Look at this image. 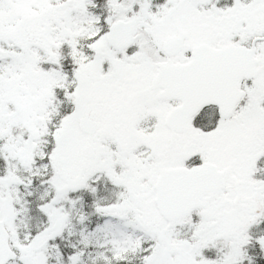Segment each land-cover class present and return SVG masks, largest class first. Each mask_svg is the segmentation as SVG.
Wrapping results in <instances>:
<instances>
[{
    "label": "snow or ice",
    "instance_id": "snow-or-ice-1",
    "mask_svg": "<svg viewBox=\"0 0 264 264\" xmlns=\"http://www.w3.org/2000/svg\"><path fill=\"white\" fill-rule=\"evenodd\" d=\"M0 264H264V0H0Z\"/></svg>",
    "mask_w": 264,
    "mask_h": 264
}]
</instances>
